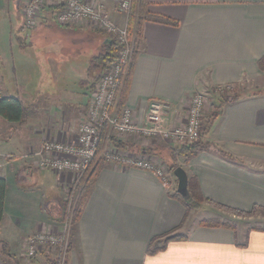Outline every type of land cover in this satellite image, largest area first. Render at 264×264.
I'll list each match as a JSON object with an SVG mask.
<instances>
[{"label":"crops","instance_id":"obj_1","mask_svg":"<svg viewBox=\"0 0 264 264\" xmlns=\"http://www.w3.org/2000/svg\"><path fill=\"white\" fill-rule=\"evenodd\" d=\"M103 1L111 19L126 25L121 0ZM145 1L147 12L176 24L143 22L123 106L142 125L149 102L166 103L168 128L185 123L193 94L214 99L218 110L195 148L171 149L160 137L112 136L111 144L169 170L181 168L204 201L186 207L175 177L168 186L150 172L103 161L73 224L66 264H264V230L257 229L264 228V215L263 224L242 230L199 224L216 217L245 221L215 204L264 213V94L259 91L264 73L258 67L264 55V0ZM20 12V23L5 31L7 47L0 44V97H17L28 110L24 123L0 117V177L6 183L0 242L7 251L0 245V264H46L49 253L31 260L23 256L24 241L59 229L68 178L61 182L20 156L45 140H74L101 76L91 60L108 40L84 23L58 26L51 7L42 8L26 30ZM229 87L230 94L217 93ZM248 88L253 94L220 105L222 94ZM214 93L218 99L210 98ZM212 104L207 103L208 111ZM198 209L214 216L190 221ZM170 236L181 239L165 242Z\"/></svg>","mask_w":264,"mask_h":264},{"label":"built area","instance_id":"obj_2","mask_svg":"<svg viewBox=\"0 0 264 264\" xmlns=\"http://www.w3.org/2000/svg\"><path fill=\"white\" fill-rule=\"evenodd\" d=\"M132 0H121L120 12L127 18ZM44 7L55 8L58 26L68 27L84 23L103 33L112 41L116 52L108 68L101 74L89 96L88 109L71 142L45 140L38 150L20 156L42 170L57 174L63 184L62 215L59 229L48 233H36L24 241L23 256L33 259L40 254H51L56 264H66L70 249V232L74 223L77 187L81 185L98 154L105 163L131 167L150 172L164 185L174 182L173 170L157 160L138 157L115 148L112 136H139L143 139L160 137L173 149L174 146H191L202 137L207 123V97L193 94L189 99L185 123L172 128L166 126L170 106L151 101L148 104L145 122L136 124L131 110L120 106L129 71L133 64L135 44L129 37L127 24L119 26L110 17L103 0H23L22 17L25 28H32ZM232 88H217V93ZM103 136L102 145L101 134Z\"/></svg>","mask_w":264,"mask_h":264},{"label":"trees","instance_id":"obj_3","mask_svg":"<svg viewBox=\"0 0 264 264\" xmlns=\"http://www.w3.org/2000/svg\"><path fill=\"white\" fill-rule=\"evenodd\" d=\"M146 5L147 4L145 0H132L131 2V8H130L128 18H127V29H128L129 37L133 38L134 40V44H135L136 39L137 40L140 39L141 26L143 22L145 21L163 23V24H169V25L176 24L174 21H171L165 17L154 15V14L147 12ZM115 52H116V47L113 44V42L107 41L102 52H100L98 55L92 58L91 67L96 68L98 73L101 75L108 68V65L111 63ZM134 57H135V53H134ZM258 67H259V70L262 73H264V55L259 59ZM122 95H121V99L119 103L120 106H123ZM239 99H240V96L234 91V93H232L231 95L220 96V105L234 103L238 101ZM27 116H28L27 108L23 105L21 100H19L17 97H14V96H9L6 98L0 97V117L1 118L9 122L24 123L25 120L27 119ZM104 135H105V132L103 131L101 134L102 139H101L100 146L103 143L102 140H103ZM196 144L191 145L189 149L197 147ZM98 154L93 160L89 168V171L87 175L85 176L84 181L81 183V185H78L77 187L78 193H77V199H76L74 223L77 221L78 217L80 216L82 212L87 195L94 183L98 170L103 163V160L98 158ZM171 169H173V167ZM187 191L189 194L188 197L183 198V201L186 207H189L190 205L198 206L204 201V198L202 197L199 191V187L196 183L191 182L190 180L187 181ZM5 192H6V183H5V180L2 177H0V222L2 221V218H3ZM215 205L225 211H229L238 216H247L253 212V211L243 212L240 210L227 208L219 204H215ZM199 224L201 226L212 227V228L224 227V228H229L231 230L235 229L234 225H230L228 223H224L216 219L202 220ZM257 229L264 230V228H257ZM176 239L178 240L181 238L177 236H170L165 239V242L176 240ZM0 245L2 247V252L4 254H7L5 243L0 242ZM46 264H56V262L51 258L47 260Z\"/></svg>","mask_w":264,"mask_h":264},{"label":"rangeland","instance_id":"obj_4","mask_svg":"<svg viewBox=\"0 0 264 264\" xmlns=\"http://www.w3.org/2000/svg\"><path fill=\"white\" fill-rule=\"evenodd\" d=\"M0 1L3 2L2 6L0 7V37H1L0 38V44H2V47L5 48V47H7L6 46L7 44H6V41H5V36H4L5 31L7 30V28H10L12 25L15 26V25L20 23V21H19L20 13H21L20 11L22 9L23 0H18L17 6H16L17 0H0ZM26 30H28V28H26ZM44 36L46 38H49V36H47V35H44ZM44 36L42 38H45ZM25 38H26V35H25ZM3 50H5V49H3ZM262 80H263V83H262L261 87L259 88V91H262L261 93L264 94V77H263ZM252 90L253 89H249L248 88L247 91H245L244 93L243 92H238L237 94L240 97H246L248 95L253 94ZM224 92H227L228 94L231 93V91H229V90L228 91H224ZM210 96H211L210 98L219 97V95L217 93L216 94L214 93V94H212ZM216 99H218V98H216ZM215 102L216 101L214 99H207V103H210V104L213 103L212 106H211L212 107L211 110L207 114V120H209L212 116H214L217 113L218 109H215L213 107ZM215 106H217V103L215 104ZM214 212L215 211H213V213ZM258 213H260V212H256L255 211V212H252L250 215L240 216V217H244V218H241L242 220H245V221H241V222H243L241 224H238V222L236 220L235 221H229V223L228 222H224V223H228L230 225H234V227H238L241 230L244 229V227L247 228V227H250V226H256V225L259 224L258 222L263 224L262 217H263L264 213H260V214H258ZM234 215H233V213L231 214V212L229 213V216H232L234 219H237L236 216H238V215H235V216ZM259 215H261V216H259ZM211 216H214V215L204 211L203 209L192 210V212L190 214V218H191L190 221H193V219H196V218H208V217H211ZM74 217H75V215H74ZM211 219H216V220L222 222V220H220V218H217V217L216 218H211ZM247 220H249V221L247 222ZM71 232H72V228H71ZM71 232H70V235H71Z\"/></svg>","mask_w":264,"mask_h":264},{"label":"water","instance_id":"obj_5","mask_svg":"<svg viewBox=\"0 0 264 264\" xmlns=\"http://www.w3.org/2000/svg\"><path fill=\"white\" fill-rule=\"evenodd\" d=\"M173 175L177 181V192L183 197H188L187 191V176L181 168H176L173 170Z\"/></svg>","mask_w":264,"mask_h":264}]
</instances>
